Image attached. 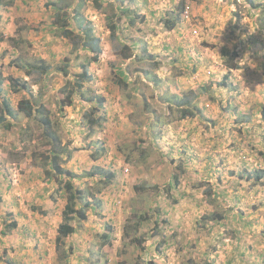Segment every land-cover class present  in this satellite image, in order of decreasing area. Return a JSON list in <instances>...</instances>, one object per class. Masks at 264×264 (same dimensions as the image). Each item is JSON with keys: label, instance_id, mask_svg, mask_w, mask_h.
<instances>
[{"label": "rangeland", "instance_id": "rangeland-1", "mask_svg": "<svg viewBox=\"0 0 264 264\" xmlns=\"http://www.w3.org/2000/svg\"><path fill=\"white\" fill-rule=\"evenodd\" d=\"M76 1L12 0L0 7V104L7 97L16 106L33 92L37 106L49 107L75 188L100 187L92 174L97 167L115 171L117 181L96 192L100 205L86 208L87 218H66L70 191L46 160L57 143L50 144L38 119L23 113L11 128L0 125V230L18 221L10 234L0 233V264L4 257L19 264H264V177L251 182L247 174L237 176L245 168H264V131H258L264 128V5L255 11L248 0H188V20L181 0H85L81 13L94 33L106 25L105 33L115 21L122 26L111 40L101 35L102 50L95 55L75 50L52 23V6L72 10ZM125 5L135 11L122 15ZM115 9L122 16L109 20ZM142 15L184 23L179 34L169 32L172 41L163 42L169 46L161 45L154 61L146 56L126 67L131 81L122 87L113 82L124 74L115 76L121 71L116 35L123 27L131 34L138 24L132 21ZM69 21L67 27L83 35ZM41 59L53 65L47 78L19 67ZM62 60L70 61L69 69L90 63L95 80L84 86L106 99L97 112L107 109L102 126L85 118L89 104L79 91L75 105L60 109L66 80L56 67ZM12 77L20 80L16 87ZM44 85L50 88L40 94ZM129 92L138 95L135 104ZM172 92L179 96L171 109L161 98ZM188 97L198 98L200 109L190 105L194 116L181 118ZM84 204L78 199L75 210ZM68 219L76 231L60 236Z\"/></svg>", "mask_w": 264, "mask_h": 264}, {"label": "trees", "instance_id": "trees-1", "mask_svg": "<svg viewBox=\"0 0 264 264\" xmlns=\"http://www.w3.org/2000/svg\"><path fill=\"white\" fill-rule=\"evenodd\" d=\"M97 2L100 0H96ZM108 1V0H106ZM124 0H121V3H123ZM250 7L255 10L259 11L262 5L264 4H258L255 0H248ZM4 2L7 4L12 3V0H0V7L4 6ZM85 0H77L73 6L72 10H69L68 6H62L60 3L55 4V6H52L55 10V18L52 23H54L57 28L61 31V34L65 37H67L71 42H73V47H75V50L79 49V45L85 47L87 50L90 51H96V53H99V44L101 42V38L98 37L93 30V26L87 21V19L84 18V16L81 13V9L83 6V3ZM49 5V4H48ZM101 6V4H99ZM51 7V8H52ZM129 8L125 7L124 10H122V14H126L129 12ZM133 11V10H132ZM74 14L72 15V13ZM73 18L75 20L77 28L83 31V35L80 33H75V28L67 27L68 23L70 22L69 19ZM264 17V16H263ZM130 20H132L131 17H129ZM116 26L113 25L110 27V31L112 34H114ZM1 34V33H0ZM3 37H0V41H2ZM76 60L79 59V56L75 57ZM61 65L57 66V71L63 73L65 76H67L70 72L76 71L74 73V79L71 80L72 87L67 90L64 88V98L59 100L58 105L60 106V109H63L66 106H73L75 105V102L77 100V91L82 95L81 101L85 103V101L89 104V107L87 108V111L85 112V118H87V121L91 123V126L99 124V126H102L101 120L106 117L108 114L107 109H105L102 113H97L99 109H104L106 107V99L103 95H96L94 94V87H89V92H86V88L84 85H86L87 81H94L95 78H92V74L89 72L88 63H81L79 61L77 64H73V70L69 69V66L71 65L69 61H61ZM19 67L26 70L25 73L32 74L36 73L38 78H47L49 77V73L53 68V65H51L49 62H46V60L41 59L38 63H31V62H25L19 65ZM82 68V71H78V69ZM230 69L237 68L236 64L230 65ZM120 70V68H119ZM121 75V71L116 72L115 76ZM228 73L225 74L224 77H227ZM3 78L0 76V90H2L3 85ZM20 82L19 78H12V86L16 87L18 83ZM114 83H117L118 85H123L126 83L125 76L122 74L120 78H115L113 81ZM23 87H28V83L21 82L20 83ZM222 85V83L220 84ZM50 87L47 85L42 86L40 94H43L44 90L49 89ZM93 91V92H92ZM96 93V92H95ZM33 92H29V97L21 99L18 101V104L14 106L11 104L10 100L7 97H3V100L0 104V125H2L5 128H11L14 125V122L19 117V113H24L25 117L29 120H36L38 119L39 123L42 124L44 133H46L47 138L50 141V144L53 145V142H56L57 145L49 148L48 154L46 156V160L48 161L50 169L53 170L54 173L60 174L63 179L60 180L61 182L65 181L64 185L67 186L68 189H72L73 185L72 178L75 176L74 173L70 169H66L63 164L68 160L69 155L66 156L64 159V148H57L59 145V140L56 136L55 132V122L53 121L51 117V111L49 110V107L46 106L44 103H40L37 106V100L36 95L34 96ZM179 96L175 93H170L165 96H163L161 99L164 103H169V107L172 109L174 104V98ZM199 98V96H198ZM197 98V99H198ZM196 99V100H197ZM195 100V101H196ZM195 101L193 102L190 97L187 98V101H185V106L182 109V112L180 114V117H191L194 116V112L191 111V106L194 105L196 108ZM94 104V105H93ZM198 110L200 108H197ZM156 112V111H155ZM84 114V113H83ZM261 115L264 116V103L262 104V111ZM263 127L264 125H260ZM103 129V128H102ZM260 133H263L264 128L262 130L258 129ZM91 133V132H89ZM138 149H141L140 153H146L145 148H140L138 146ZM138 150V151H139ZM65 160V161H64ZM47 164V165H48ZM46 171H49V169H46ZM99 172L104 173L105 175H100V183L102 185H107L108 183H112V181L115 179V174L113 172H106V169L99 168ZM235 173V171H232ZM246 175V181H258L262 177H264V168L259 169H243L237 176L243 178ZM175 178V184L178 185V175H173ZM99 183V182H98ZM212 187V186H211ZM81 194H78V193ZM85 193V190H77L76 193H71L68 198V204L66 208V218L72 219L73 217L75 219H85L87 218L86 214V208H88V202H85L84 205H81L80 208L76 211L74 208V205H76V199L83 198ZM2 201L0 196V202ZM220 218H223L222 216H219ZM68 221L65 223H62L60 226V236L66 237L69 234L76 231V228L74 225H71ZM214 219V218H213ZM17 226V222L12 221L5 225L4 228H2L1 232L3 234H8L7 232H10L12 229H14ZM5 228L7 232H5ZM61 240V237L58 238V241ZM140 240L142 241L143 238L140 237ZM237 247L236 249H238ZM93 252V250H91ZM6 255H3V257ZM3 261L5 264H19L15 260H12L11 258H3Z\"/></svg>", "mask_w": 264, "mask_h": 264}, {"label": "clouds", "instance_id": "clouds-1", "mask_svg": "<svg viewBox=\"0 0 264 264\" xmlns=\"http://www.w3.org/2000/svg\"><path fill=\"white\" fill-rule=\"evenodd\" d=\"M139 1H144V0H139ZM180 3L182 5L181 15L183 17H185L186 19L189 20L190 19V12H191V3L188 0H181ZM186 3H189L190 4V8L188 9V11H189L188 12V15L185 13ZM120 5L121 4H119V6ZM125 7L128 8V6H126V5L125 6H122L121 8L122 9H125ZM130 10H133V9H130ZM133 11H135V10H133ZM179 11H180V8H179ZM119 12H120V10H116L115 9L114 13L109 17V20L110 19H115L116 20V18H120L123 14L121 15ZM131 18L133 19L134 17H131ZM142 20L147 21L148 22V25L147 26H141ZM153 20L154 19L151 18V17H149V16H143L142 15L141 16V19L138 18V17H136L132 22L138 23V24H136L137 25L136 28L132 32H130L131 34H125L124 31H127L128 29L126 27H123L122 28V31H121V34L116 35V36H119L120 35L119 36V39H118V43L116 44V52L118 53V55L120 57V60H119V63L116 62V64L120 67L121 72H123L125 74V75L124 74L123 75L125 76V79H126V83L123 84V85H119V86L126 87V86H129L130 85V82L129 81H131V78L128 76V74L126 72V67L127 66L131 65L134 62H140V61H142L143 59H145L146 56L149 57L148 60H153L154 61L156 55L160 54V51L161 50H160L159 47L161 45H162V48H165V47H168L169 46V44H163V42L165 40H167V39H168L167 41H172V38L170 36H168L169 32L175 31L177 28L178 29L181 28L180 24H183L184 23L183 22L184 21L183 18L182 19H179V18H166L165 20H161V21H158V22H153ZM89 23L91 24V22H89ZM113 25L116 26L115 31H114V34H112L111 31H110V27L113 26ZM105 26H103L100 29L101 34L100 33L99 34H96L95 33L98 37L101 38V35L104 33ZM111 26L110 25L107 26V30L108 31H105V33H104L107 36V40H111V38L116 34L117 27H122V26H119L116 21ZM200 28L201 27H200L199 24H198V26L195 27V35L196 36H198V34L200 32ZM93 30H94V28H93ZM176 33L179 34V32L177 30H176ZM154 45H155L156 49L154 48ZM101 46L102 45H101V42H100V44H99V52H100V50H102ZM73 48L75 49V47H73ZM79 49H85L86 51H89L91 53H95L96 52V51L87 50L85 47L80 46V45H79ZM95 55H97V53H95ZM93 58H95V56H92V60H93ZM83 60H85V57L83 58ZM156 61L158 62L157 65H159L160 64L159 63L160 61H158V60H156ZM161 61H162V63L164 62V60H162V59H161ZM81 63H84V62H81ZM85 63H88V66H86V67L89 70L90 63L89 62H85ZM231 65H233V64H231ZM123 69H124V71H123ZM142 69H143V67H142ZM71 70H73V69H71ZM76 71L70 72L67 76H65L62 73L63 76H64L63 77V80H66V82L61 87V89L63 91H65L64 88H66L67 90H69L72 87L71 79L74 78L73 75H74V73ZM78 71H82V68L78 69ZM89 72H90V70H89ZM126 74H127V76H126ZM143 74L148 75L147 72H144ZM205 75L208 76V77H210L212 75V73L211 72H209V73L206 72ZM12 78H17V77H12ZM10 86H12L11 83H10ZM127 97L128 98H131L134 104L137 102L138 95L136 93L129 92L127 94ZM184 106H182L181 109L179 110L180 111V114H181L182 109H183ZM144 111L145 112L148 111V107L147 106H145ZM191 111L194 112V108L191 107ZM20 113H22V112H20ZM23 115H24V113H23ZM151 124H154V121ZM159 134L160 133H158V135ZM226 136H227V134L226 133L224 134V130H223V133L221 135L222 139L225 140L226 139ZM99 168H102V167H97L96 173H92L94 175V177H96L95 178V180H96L95 184H100V187H98L95 191H92L93 188L88 187V186H85L84 188H79V187L78 188H75L74 187L75 184L73 182L74 181V177L72 178V183L71 184L73 185V188L72 189H68L67 188L70 191V194L71 193H76L77 190H85V193H84L83 198H79L78 197L76 199V205L78 203V199H81V200L84 199L85 202H88V206L89 207H90V205L93 202H95L97 204V206L100 205V202L101 201H100L99 198H96L97 197L96 196V192H100L101 189L103 188L102 184L100 183V175H105V174L102 173V172H99L98 171ZM106 172H110V173L113 172L115 174L116 177L112 181V183L113 182L115 183L117 181L116 172L115 171L108 170V169H106ZM109 184L110 183H108L107 185H109ZM78 194H81V193L79 192ZM12 221L17 222V226L14 228V229H16L18 227V221L15 218L13 220H11L10 222H12ZM5 225H3L2 228H4ZM2 228H1V230H2ZM14 229H12L10 232H7V233L10 234ZM1 230H0V233L2 235H4L1 232ZM96 246H98V244H96ZM94 263L97 264V262H94ZM3 264H5L4 261H3Z\"/></svg>", "mask_w": 264, "mask_h": 264}, {"label": "built area", "instance_id": "built-area-1", "mask_svg": "<svg viewBox=\"0 0 264 264\" xmlns=\"http://www.w3.org/2000/svg\"><path fill=\"white\" fill-rule=\"evenodd\" d=\"M190 8V4L189 3H186V10H185V13L188 15V9Z\"/></svg>", "mask_w": 264, "mask_h": 264}]
</instances>
